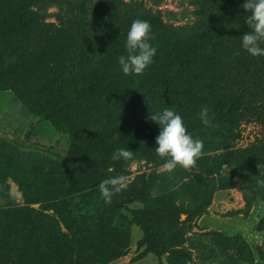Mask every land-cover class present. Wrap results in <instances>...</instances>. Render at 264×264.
Listing matches in <instances>:
<instances>
[{"label":"trees","instance_id":"obj_1","mask_svg":"<svg viewBox=\"0 0 264 264\" xmlns=\"http://www.w3.org/2000/svg\"><path fill=\"white\" fill-rule=\"evenodd\" d=\"M190 1L194 20L176 25L140 0H0V90L12 91L66 142L64 157L52 159L0 138L7 201L0 206V264H108L126 254L134 224L144 231L137 259L154 253L159 264H264L263 246L255 261L240 236L193 230L217 189L243 190L237 213L264 200L257 184L264 179V56L242 47L250 31L245 0ZM135 19L151 24L156 55L142 75H125L118 57L127 55ZM204 107L214 127L199 119ZM166 108L203 141L190 172L169 173L155 153L161 128L149 117ZM255 119L263 136L238 147L241 125ZM121 148L133 158L114 161ZM134 160L154 169L105 203L99 183L124 176ZM9 176L26 204L11 203Z\"/></svg>","mask_w":264,"mask_h":264},{"label":"rangeland","instance_id":"obj_2","mask_svg":"<svg viewBox=\"0 0 264 264\" xmlns=\"http://www.w3.org/2000/svg\"><path fill=\"white\" fill-rule=\"evenodd\" d=\"M140 1L147 8L161 11L165 21L176 25L192 22L195 18L192 13L193 5L190 0ZM55 11L56 8L51 9V12ZM49 20H54V17H50ZM33 125L36 127L34 134L30 133L28 135V131ZM241 132L242 136L236 141V145L245 147L257 137L263 136V127L255 119L252 122H244L241 125ZM0 138L22 150L31 151L35 157L37 155H44L52 159L64 157V149L66 148L64 138L60 136L50 123H40L39 119L29 112L10 90H0ZM153 169L154 165L150 161L134 160L129 165L124 177L127 178L128 183L138 176L148 175ZM6 183L10 187V192L14 195L11 203L24 205L28 202L20 184L13 177L9 176L6 178ZM38 189L39 187L36 190ZM2 191H4V187L0 185V206L7 203L3 194H1ZM245 203L242 189H217L214 193L212 204L205 214L197 220V226L193 230L201 233L214 232L226 238L240 236L248 243L253 259L260 261L259 246L264 247V200L260 198L255 200L249 213H237V210L245 207ZM32 206L39 208L40 204L33 203ZM205 215H207V219L204 222H200V219ZM261 221H263L262 225ZM143 235L144 231L142 228L134 224L126 254L121 256L122 258L113 260L108 264H159L160 259L154 253H148L144 257L137 259L138 254L143 251V248H138L137 246ZM212 237H215V234L206 237V241L210 242ZM164 263L168 264L165 258ZM198 264H209V262H198Z\"/></svg>","mask_w":264,"mask_h":264},{"label":"clouds","instance_id":"obj_3","mask_svg":"<svg viewBox=\"0 0 264 264\" xmlns=\"http://www.w3.org/2000/svg\"><path fill=\"white\" fill-rule=\"evenodd\" d=\"M247 13L246 24L250 31L242 35V47L251 56H264V0H245L242 5ZM152 26L147 20L135 19L127 32V55L118 57V63L125 75H142L148 66L154 63L156 48L151 39ZM209 109L204 107L199 113V119L206 127H214L209 118ZM149 119L160 125V132L156 137L155 153L166 162L163 168L169 173L177 167L185 171L197 168V160L203 155V141L194 139L188 132L183 118L171 109H164L161 113L150 115ZM133 158V152L128 149H117L112 159L125 161ZM260 168V165H257ZM113 169L109 168L111 172ZM259 187L264 188V179L258 180ZM128 186L127 178L116 176L102 180L99 191L107 204H112L113 197Z\"/></svg>","mask_w":264,"mask_h":264},{"label":"crops","instance_id":"obj_4","mask_svg":"<svg viewBox=\"0 0 264 264\" xmlns=\"http://www.w3.org/2000/svg\"><path fill=\"white\" fill-rule=\"evenodd\" d=\"M205 219H207V215H205L203 218H201V219H200V222H201V221H203V222H204V221H205ZM124 257H126V256H124ZM120 258H122V257H120ZM118 259H119V258H118ZM116 260H117V259H116Z\"/></svg>","mask_w":264,"mask_h":264},{"label":"water","instance_id":"obj_5","mask_svg":"<svg viewBox=\"0 0 264 264\" xmlns=\"http://www.w3.org/2000/svg\"><path fill=\"white\" fill-rule=\"evenodd\" d=\"M184 216L186 217V215H185V214H183V215H182V217H184ZM185 217H184V218H185Z\"/></svg>","mask_w":264,"mask_h":264}]
</instances>
